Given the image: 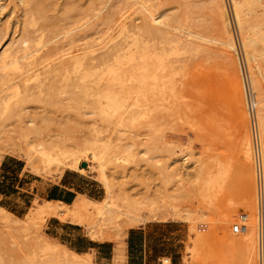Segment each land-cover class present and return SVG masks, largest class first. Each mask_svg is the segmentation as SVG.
<instances>
[{
	"label": "rangeland",
	"instance_id": "obj_1",
	"mask_svg": "<svg viewBox=\"0 0 264 264\" xmlns=\"http://www.w3.org/2000/svg\"><path fill=\"white\" fill-rule=\"evenodd\" d=\"M144 2L174 27L181 38L176 52L158 39L119 40L130 28L121 31L123 22L141 23ZM207 3L0 0V55L6 46L18 49L24 37L33 40L30 54L22 58L19 47V61L0 69V165L6 158L15 171L22 169L20 195L33 188L23 181L39 178L49 189L66 172V181L79 184L89 198L76 202L79 193L67 205L31 193L26 206L11 210L0 194L15 221L6 227L7 216L0 214V264H62L30 243L39 237L72 248L70 236L48 228L52 217L66 226L77 223L94 239L113 240L123 251L127 232L145 226L153 254L172 253L174 264H257V166L242 150L250 138L254 152L245 80L253 70L264 92V42L256 43L251 70L232 0L225 4L236 50L220 43ZM90 5L95 9L88 10ZM248 16L254 23L260 18L251 30L264 36L262 7ZM91 45L93 53L85 61L82 55V65L47 71L55 56ZM91 55L98 57L93 63ZM86 62L99 66L98 77L84 73ZM100 77L109 82L106 90L85 88ZM40 141L51 148L49 157L28 152ZM80 147L101 151L103 168L89 160L91 166L81 170L72 153ZM6 179L2 183L9 187ZM242 212L254 238L250 257L229 241L230 235H244L232 229ZM79 255L103 264L94 250Z\"/></svg>",
	"mask_w": 264,
	"mask_h": 264
},
{
	"label": "bare ground",
	"instance_id": "obj_2",
	"mask_svg": "<svg viewBox=\"0 0 264 264\" xmlns=\"http://www.w3.org/2000/svg\"><path fill=\"white\" fill-rule=\"evenodd\" d=\"M232 2H233V9H234L233 12L235 14L236 21L238 23L240 30L242 31V33H241L242 34V45L246 51L247 65L251 69V67H252L251 60H252V57H255V54L253 52H254V49L256 47V43H258V41L264 42V36L263 35L261 36V34H263V33H261L260 29L258 32L259 34L261 33L260 37H259V34L256 35V33H253L255 31L252 32V30H251L252 28L258 27L257 21L260 18H258V20L254 23L251 21V18H249L248 14H250L252 12L254 13L257 11L258 7H262V12L264 15V0H232ZM36 3H38V2H36ZM44 3L45 2H43V4ZM207 4H208L207 7L210 9V12L212 13V17L216 20L218 27L220 29V32H221L220 39H219L220 43H222V45H225L226 48L228 47L230 49L236 50V42H235L231 27H230L229 17L227 16V13H226L225 0H208ZM38 5H40V4H38ZM33 6H35V5H33ZM88 8H89L88 10L91 11V10L95 9V6L90 5ZM35 9H38V7ZM139 10L142 12L141 23H137V24L130 23L129 26L128 25L126 26L127 22H123V24L120 26L121 31L126 30L127 27H130V28H129V30H127V32L123 31V32H125L124 36L121 37L119 40L123 41V40L127 39L128 37L135 40V41H139V40L145 41V40H156V39H158V41L160 43L170 44L176 52V49L178 50V48H179L178 45H180L179 42L181 41V38L179 36L175 35L176 33H173L174 27H171L168 23H166L165 18H159L158 16H156L155 13L150 11L146 7L145 2L141 4V6L139 7ZM39 11H40V9H39ZM40 12H42V11H40ZM85 14L88 15V13H85ZM256 19H257V17H256ZM262 19H264V17H262ZM52 25H55V23ZM113 40H116V39L114 38ZM20 41H21V45L19 47H21L22 51L24 52V54L22 55V58H24L32 52V51L28 52V50H30V47L33 45L32 44L33 40L30 37H24ZM198 45H201V44H197L196 46H198ZM14 46L15 45H11L9 47L6 46L4 48L3 52L1 53L2 55H0V57H2V58H0L1 59L0 69L4 68L9 63L8 62L9 60L11 63H16L19 61L20 57L18 56L17 53L19 52V50L21 51V49H19V47L17 49L16 46H15V49H12V47H14ZM92 47H93L92 45L90 47H87V49H89V50L83 51L81 53H74V54H70V55H65V53H62L60 55L55 56L52 59H50V58L53 55H51V56L48 55V58L50 59V61L47 63V71L59 73L60 71L68 70L69 66L71 67L72 65H74L77 67V66L82 65L83 61H85V58H87L89 53H93V52H91L93 50ZM107 51H109V50H107ZM86 54H88V55H86ZM34 55H32V56H34ZM82 55L83 56L86 55V57H84L83 61L81 59V57L83 58ZM96 58H98L96 55H94V56L91 55L90 61L89 60L88 61L90 63L91 62L93 63L96 60ZM45 60H46V58H45ZM70 62H72V64ZM87 62L85 63V65L87 66V68H86L87 71L85 70L84 73L85 74H97L96 76L98 77L100 75L98 73V72H100V71H98L99 66H97V65L88 66L89 64ZM68 64H71V65H68ZM101 80H102L101 77L99 79L93 78L94 83L90 82L89 84L85 85V88L86 89H93V91H96V92H102V91L106 90V88H108L109 82L107 83V82H103ZM248 82L251 86H252V84L254 85L253 87L256 88V92H257L256 122H257L258 130H259V137H260V143H261L262 181H263V185H264V112H263V109H264V92H262L261 87L258 84V80L255 77L253 70L251 71V75H249ZM2 103L3 102L1 101L0 105ZM0 111H1V109H0ZM243 145L244 146H243L242 151H243L245 158L247 160H251V158L254 157V160H255V156L253 154L254 152L252 153L251 139L246 138L244 140ZM48 146H47V144L45 145V142L40 141L38 143H34V145L32 144L31 147L28 149V152L29 153L35 152L41 156L49 157L51 154V148ZM72 153L75 156V162L81 163V167H80L81 170H85L87 168L86 167L87 165L91 166L89 160H94L102 168L104 166V163L102 161L103 155H101V151L100 152L95 151V150L87 151V148L81 149V147H80L79 149H77L76 151H73ZM83 162H86V166L82 165ZM87 162H88V164H87ZM201 189L202 188H199V192H200V194L204 195L203 189H202V192H201ZM205 190L206 189H204V192H205ZM209 191H207L208 193L206 192V195H204V196L208 197V194H209V196H212V194H210V193H212V191L211 190H209ZM213 192H214V190H213ZM0 214L7 216V218L4 222V225L6 227H13L15 225V221L11 216L12 212L9 211L7 208H5L1 204H0ZM243 234L244 235L242 236V238H236V237L230 235L229 241L231 242V244H233L235 246H242L246 250V252L249 254L248 257H250L251 255L253 256V252H254V240L253 239L254 238L252 236L253 235L252 231L250 230V228L247 227V230L245 232H243ZM244 236H245V238H243ZM30 243L35 249L39 250L40 252H42L46 256L51 257L55 261L62 263V264H95V263H92L90 258L81 257L79 255V252H76L75 250L69 248L67 245L61 246L58 242H56V241L53 242L50 239H43V238L36 237ZM251 260L252 259L250 258L248 260V262H250ZM251 262L253 264L254 261H251Z\"/></svg>",
	"mask_w": 264,
	"mask_h": 264
},
{
	"label": "crops",
	"instance_id": "obj_3",
	"mask_svg": "<svg viewBox=\"0 0 264 264\" xmlns=\"http://www.w3.org/2000/svg\"><path fill=\"white\" fill-rule=\"evenodd\" d=\"M22 169L20 171H15L14 164L3 159L0 165V194L5 197L6 202L4 206L15 210L17 207L26 206V199L31 200V193H37L40 196L48 198L49 201H58L64 204H71V202L77 197L76 202L85 197L89 199L86 195L81 193H86L80 189V185L74 186L73 182L66 181V172L62 175L59 182L51 184L49 189L46 188L45 182L39 180V178L28 179V181H23V186H29L33 184L32 190L27 188L28 194H21V191L17 190L21 178L17 180V177H21ZM14 173L17 176H13ZM11 176V177H10ZM4 178L6 187L2 183ZM10 185L12 189L10 190ZM24 189V188H23ZM25 190V189H24ZM52 217L49 220L48 228L52 229L56 234L66 233L69 237L70 245L76 252L88 253L94 250L97 259L101 260L103 264H174V254H153V249L151 247V239L147 238L145 232V226H141L139 229L131 228L125 237V250L118 247L116 250V244L113 240H97L89 237L85 234L82 228H79L77 223L69 222L70 225L66 226L65 223L57 220L54 223ZM66 228V229H65ZM86 237L87 241L83 238ZM71 248V249H72ZM123 253V254H122ZM123 255V256H121ZM121 257V258H116ZM163 258L166 262H163Z\"/></svg>",
	"mask_w": 264,
	"mask_h": 264
},
{
	"label": "built area",
	"instance_id": "obj_4",
	"mask_svg": "<svg viewBox=\"0 0 264 264\" xmlns=\"http://www.w3.org/2000/svg\"><path fill=\"white\" fill-rule=\"evenodd\" d=\"M245 91L248 109L252 122L254 155L257 166V222H256V259L257 264H264V185L262 181V155L259 130L256 122V100L248 80H245ZM248 227V214L242 212L232 229L235 233H243Z\"/></svg>",
	"mask_w": 264,
	"mask_h": 264
},
{
	"label": "water",
	"instance_id": "obj_5",
	"mask_svg": "<svg viewBox=\"0 0 264 264\" xmlns=\"http://www.w3.org/2000/svg\"><path fill=\"white\" fill-rule=\"evenodd\" d=\"M83 166H86V162H83V164H82Z\"/></svg>",
	"mask_w": 264,
	"mask_h": 264
}]
</instances>
